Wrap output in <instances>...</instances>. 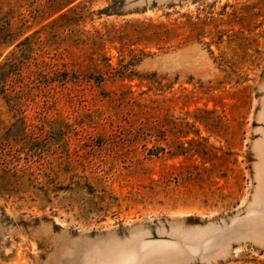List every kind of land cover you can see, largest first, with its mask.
I'll return each mask as SVG.
<instances>
[{
    "label": "rangeland",
    "instance_id": "1",
    "mask_svg": "<svg viewBox=\"0 0 264 264\" xmlns=\"http://www.w3.org/2000/svg\"><path fill=\"white\" fill-rule=\"evenodd\" d=\"M0 264H264V0H0Z\"/></svg>",
    "mask_w": 264,
    "mask_h": 264
}]
</instances>
